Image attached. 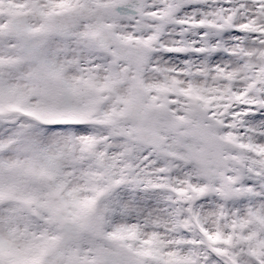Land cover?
Wrapping results in <instances>:
<instances>
[{"label": "snow or ice", "instance_id": "1", "mask_svg": "<svg viewBox=\"0 0 264 264\" xmlns=\"http://www.w3.org/2000/svg\"><path fill=\"white\" fill-rule=\"evenodd\" d=\"M0 264H264V0H0Z\"/></svg>", "mask_w": 264, "mask_h": 264}]
</instances>
